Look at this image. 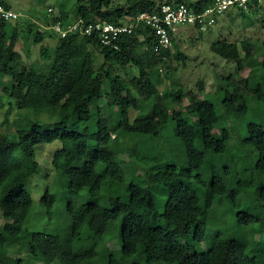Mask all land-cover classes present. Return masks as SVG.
<instances>
[{"label": "trees", "instance_id": "trees-1", "mask_svg": "<svg viewBox=\"0 0 264 264\" xmlns=\"http://www.w3.org/2000/svg\"><path fill=\"white\" fill-rule=\"evenodd\" d=\"M182 3L201 13L215 0H77L72 11L60 4L57 11L30 18L21 12L16 19L0 16V111L5 108L6 128L0 131V200L5 217L13 218L0 224V264H8L10 252L22 247L19 240L33 207L25 183L40 169L36 146L57 140L62 148L52 165L68 180V193H85L95 201L66 205L71 225L64 234L33 233L26 249L31 264H94L103 254L98 245L117 232L122 256L110 254L107 264H264L259 242L261 249L254 253L227 228L211 236L206 250L196 247L208 241L217 200L231 202L238 224L256 223L264 237V125L248 120L240 135L235 121L255 111L248 100L264 97V48L252 39L213 42L211 51L234 63L235 73L224 79L222 96L214 92L201 98L182 87L159 89L153 74L166 65L171 49L156 52L157 40L148 27L123 35L117 49L96 36L75 31L61 37L49 29L79 19L130 24L141 12ZM0 4L12 10L7 0ZM262 5L254 0L247 10H236L248 17ZM48 35L57 40L51 63L35 68L17 44L22 39L40 44ZM177 57L186 58L181 52ZM246 68L251 71L243 76ZM187 95L189 104L183 107ZM222 112L236 124L221 129ZM167 136L178 142L167 145ZM142 137L152 140L145 157L136 154ZM164 150L168 155L162 159ZM244 156L255 158L256 165L242 179L237 166ZM163 195L161 210L157 199ZM42 203L52 217L56 198L46 191ZM249 206L257 211L251 213ZM84 239L92 242L80 247Z\"/></svg>", "mask_w": 264, "mask_h": 264}, {"label": "rangeland", "instance_id": "rangeland-1", "mask_svg": "<svg viewBox=\"0 0 264 264\" xmlns=\"http://www.w3.org/2000/svg\"><path fill=\"white\" fill-rule=\"evenodd\" d=\"M11 6L12 11L21 12L27 17H31V14H42L48 9L49 12L59 10L60 4H63V9L72 11L75 7L77 0H7ZM233 8L229 12L221 15L217 23L206 30H199L197 28H189L184 26L179 32L176 46L172 45L171 56L169 57L166 65L159 67L153 74V79L157 83L160 90L166 88L176 90L184 88L187 92L191 90L198 94L201 98L207 93H217L222 96L224 89H226V81L224 80L230 74L235 73V64L228 62L226 59L221 58L217 54L211 51L210 46L213 42L221 40L222 37L228 38L231 41H239L243 39H252L258 42L260 46L264 48V2L262 9L256 12H251L250 16L244 17L240 14V11ZM228 14H231L228 16ZM124 19H128V16H124ZM50 31V30H49ZM52 31V30H51ZM56 34V33H55ZM55 37L46 36L44 41L40 44H34L31 42H25L24 39L20 40L17 44V51L22 55L23 59L29 64H33L35 68L43 69L51 63L53 54V48L56 44ZM181 52L185 55V60H181L177 57ZM30 59H29V58ZM251 69L246 68L243 72V76H247ZM124 73V71H122ZM130 77L133 76L132 72H126ZM202 85V86H201ZM0 90V94H1ZM249 105L255 108L254 112L248 114L245 118L236 119V123L240 130V135L245 133V124L249 121H254L264 125V97H260L259 101L248 100ZM8 103V102H6ZM183 107L189 104V96L184 97L182 103ZM146 109H150L149 104L145 105ZM105 111H110L107 104H105ZM15 112V111H14ZM14 112L10 119L13 118ZM136 112L134 113V115ZM133 115V116H134ZM5 118V108L0 111V131H5L6 128L3 125ZM219 120L222 123L221 129H223L228 123L229 126L235 125V121L232 120L226 112L219 114ZM168 126L164 127V130H168ZM124 139L129 137L126 132L121 133ZM236 137L237 135L234 134ZM115 137V133L113 134ZM178 140L174 137L167 136L165 143L167 145L176 144ZM152 140L149 137H142L136 147V154L139 157L148 156L151 148ZM235 143V142H234ZM62 148L60 141H54L52 143H42L36 146V158L40 164L39 171L31 177L25 183V189H27L33 199V207L31 213L25 224L23 235L20 237V245L22 247L12 250L10 252V260L8 264H17V258L24 259V264H31L27 256V247L32 243V235L36 232L50 233V234H64L71 225V219L67 214L66 205L69 202L75 204L91 203L95 201V198L82 193V194H69L67 191L68 180L58 176L52 161L57 151ZM168 153L167 150L160 152V157L165 159ZM183 155V154H181ZM122 158L126 159L127 154H123ZM256 159L249 158L247 156L240 158V164L237 166L239 176L244 179L247 172L255 168ZM46 191H49L56 198V204L53 209L52 217L49 216L46 207L42 203V198ZM239 195V194H238ZM241 195H239V198ZM164 195L158 197L157 206L162 210ZM253 200V199H252ZM251 200V201H252ZM217 203L212 208L210 213V221L208 224V241L201 245H197L199 251L206 250L212 240V235L220 229H228V234L231 237L238 238V240L244 242L248 246V250H252L254 253L259 252V248L256 242L264 248V237L260 228H257L256 223L250 224H238L236 208L228 200L216 201ZM251 213L257 211L256 207L249 206ZM7 211L4 209L0 200V224L11 223L13 218L11 216L5 217ZM215 218V219H214ZM264 231V229H262ZM115 233L117 230L114 231ZM92 240L84 239L79 243L80 247H87L91 244ZM190 245L194 246L195 241H191ZM79 247H77L78 249ZM98 250L103 254L95 260L94 264H107L110 254H115L117 258L122 256L121 252V240L120 237L110 233L108 237L101 242ZM2 253H6L3 251ZM264 255V254H263ZM262 259V258H261ZM35 264H45L43 262H37ZM52 264H63V262L57 261ZM144 264V261L141 263Z\"/></svg>", "mask_w": 264, "mask_h": 264}, {"label": "built area", "instance_id": "built-area-1", "mask_svg": "<svg viewBox=\"0 0 264 264\" xmlns=\"http://www.w3.org/2000/svg\"><path fill=\"white\" fill-rule=\"evenodd\" d=\"M254 0H215L212 7L204 12L197 13L186 4H163L157 12H141L133 23L116 24L105 20H94L86 23L84 19H79L73 23L63 26L57 23L51 26V29L61 37H66L71 32H79L86 36H96L103 45L118 48V40L125 34H131L138 26L150 28L157 40L155 51L170 49L173 45L174 38L179 34L184 26L196 25L201 30L212 27L217 22V17L223 15L233 8L247 10L249 4ZM263 3L264 0H258ZM0 16L5 19H16L21 16L20 13L12 10H6L0 4Z\"/></svg>", "mask_w": 264, "mask_h": 264}]
</instances>
